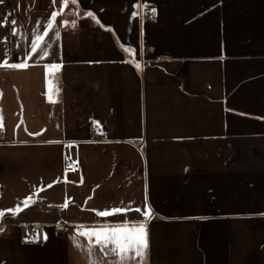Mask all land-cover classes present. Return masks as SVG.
<instances>
[{"label":"crops","instance_id":"0c3cea01","mask_svg":"<svg viewBox=\"0 0 264 264\" xmlns=\"http://www.w3.org/2000/svg\"><path fill=\"white\" fill-rule=\"evenodd\" d=\"M0 126V264H264V0H2Z\"/></svg>","mask_w":264,"mask_h":264},{"label":"snow or ice","instance_id":"6c2138e0","mask_svg":"<svg viewBox=\"0 0 264 264\" xmlns=\"http://www.w3.org/2000/svg\"><path fill=\"white\" fill-rule=\"evenodd\" d=\"M2 2V0H0ZM155 12V9H152ZM55 20V14L52 17ZM15 23V22H13ZM51 27V24L49 25ZM44 35H47L46 33ZM44 39L43 35H37L35 41L32 42L31 50L36 52L38 44ZM47 55V53H45ZM5 66L7 62H5ZM12 68H23L26 67L25 64H11ZM53 67L58 68L59 65H53ZM139 67V65H137ZM27 201H25V204ZM15 211H19L16 209ZM122 209H113L114 213L121 212ZM2 215V213H0ZM101 216H108L109 212L102 211L99 213ZM3 231V229H0ZM78 235H83L87 238L89 243L88 253L91 256L96 247H99V251L107 255L109 252L117 257V264H130L134 258H139L140 264H143L146 258V252L148 247L147 241V228L146 223H139L136 227H128L127 225L121 228H111V229H82ZM93 237L95 242L93 243ZM46 239V236L44 237ZM74 243L77 247L81 245L73 237ZM110 246V247H109ZM89 264H100L97 259L90 260Z\"/></svg>","mask_w":264,"mask_h":264},{"label":"built area","instance_id":"2783aa9c","mask_svg":"<svg viewBox=\"0 0 264 264\" xmlns=\"http://www.w3.org/2000/svg\"><path fill=\"white\" fill-rule=\"evenodd\" d=\"M145 18H154V15L151 11H147L144 14ZM93 135H94V140H102L104 137V130L102 127L96 125L93 128ZM7 140V136H6V132L5 129L3 127L0 126V143H6ZM2 195V191L0 190V196ZM57 230L59 231H65V228H58ZM25 240L26 241H32V242H37L38 241V236L36 231H34V229H29L26 232L25 235Z\"/></svg>","mask_w":264,"mask_h":264}]
</instances>
